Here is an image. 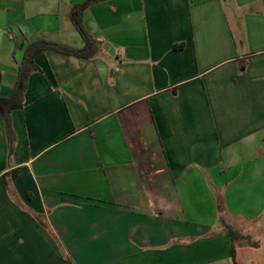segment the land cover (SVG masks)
Here are the masks:
<instances>
[{"label":"crops","instance_id":"obj_1","mask_svg":"<svg viewBox=\"0 0 264 264\" xmlns=\"http://www.w3.org/2000/svg\"><path fill=\"white\" fill-rule=\"evenodd\" d=\"M84 1L0 0V264H264V0L94 3L16 94Z\"/></svg>","mask_w":264,"mask_h":264},{"label":"trees","instance_id":"obj_2","mask_svg":"<svg viewBox=\"0 0 264 264\" xmlns=\"http://www.w3.org/2000/svg\"><path fill=\"white\" fill-rule=\"evenodd\" d=\"M100 1L102 0H85L83 3L75 4L73 6L72 20L74 24L76 25L78 31L80 32L81 36L84 39L85 46L83 48H77V47L65 45L62 43L54 42V41H47V40H39L36 42H31L27 45L24 60L19 66L18 78H17V82L15 86L16 94L22 97L24 96L25 91L28 86L30 74L38 68L36 63L34 62V57L39 52L44 51L49 48V49H54V50H57L63 53L77 55L81 57H92L96 53L97 51L96 41L84 25L83 12L90 5L100 2ZM18 46L22 47L23 43H19ZM4 105H6L9 109L10 108L12 109V108H15L17 104L13 103L11 98L0 96V111L7 119L9 109L5 110ZM219 209H220V212L224 210V207L221 203L219 205ZM227 226L231 231L232 238L235 239L236 234H235L234 229L230 225H227ZM235 255H236V251L234 247L233 257L235 260V264H238Z\"/></svg>","mask_w":264,"mask_h":264},{"label":"rangeland","instance_id":"obj_3","mask_svg":"<svg viewBox=\"0 0 264 264\" xmlns=\"http://www.w3.org/2000/svg\"><path fill=\"white\" fill-rule=\"evenodd\" d=\"M234 224H237V223L234 222Z\"/></svg>","mask_w":264,"mask_h":264}]
</instances>
